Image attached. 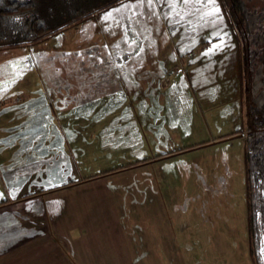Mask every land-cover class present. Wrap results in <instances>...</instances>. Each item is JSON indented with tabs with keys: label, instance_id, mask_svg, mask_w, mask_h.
I'll return each mask as SVG.
<instances>
[{
	"label": "rangeland",
	"instance_id": "rangeland-1",
	"mask_svg": "<svg viewBox=\"0 0 264 264\" xmlns=\"http://www.w3.org/2000/svg\"><path fill=\"white\" fill-rule=\"evenodd\" d=\"M35 1L47 29L76 6V0ZM241 2L245 22L230 0H155L152 8L135 9V16L126 8L116 10L137 0H116L82 17L77 27L66 23L30 43L23 37L22 17H0V40L20 41L0 43V100L15 97L0 104V179L17 184L27 173V187L33 190L58 183L74 170L94 177L97 194L101 182L111 183L100 171L145 162L136 170L154 178L129 182H139L128 189L140 191L123 195L122 202L163 204L177 239L190 241L179 242L187 264H254L246 238L245 118L264 100L256 57L264 42V0ZM215 9L219 12L209 15ZM106 27L116 32L111 37L117 34L118 50L83 49L85 41L108 43ZM73 37L90 40L72 48ZM66 91L80 98L69 115L57 108L66 101ZM208 133L230 137L219 136L211 150L176 149ZM162 151L168 152L156 155ZM42 194L36 205L44 204L45 220H52L61 197ZM107 199L117 201L114 195ZM215 237L221 242L208 243ZM4 247L0 240V251ZM68 253L66 246L59 260L79 264ZM212 253L215 260L209 259Z\"/></svg>",
	"mask_w": 264,
	"mask_h": 264
},
{
	"label": "crops",
	"instance_id": "crops-1",
	"mask_svg": "<svg viewBox=\"0 0 264 264\" xmlns=\"http://www.w3.org/2000/svg\"><path fill=\"white\" fill-rule=\"evenodd\" d=\"M81 18L80 15L71 16L67 24L75 23L74 26L77 27L76 23ZM103 22H108L107 18ZM104 31L107 33L110 29L106 27ZM104 31L100 30V33L103 34ZM110 32L108 43L100 41L98 42L102 43L100 45L87 44L89 41L85 40H88V37H82L84 38L82 41L80 37H73L70 45L76 48L85 41L82 45L85 46L83 49L110 46L114 47L113 50H118L120 44H114L117 34L111 37L116 32L113 30ZM72 33L74 34L73 31ZM103 39L105 41L107 38L103 37ZM35 40H41V37L38 36ZM35 40L31 39L26 43L36 42ZM28 94L30 93L23 94V97L28 98ZM62 97L66 101L59 102L57 108L61 107L63 112L69 115L71 107L80 98L77 92L69 91H66V95L62 94ZM12 98L15 99L14 95H5L1 98L0 104L11 101ZM7 115L5 113L3 116ZM226 134L208 133L176 149L190 146V148L199 147L201 150L211 147L209 149L211 150L220 141L219 136L230 137ZM65 154L69 157L67 153ZM69 161L67 159V163ZM134 162H122L114 170L106 168L104 172L100 171L102 172L100 177L105 175L106 178L111 179L108 181L111 183L108 187L102 186L103 182H101L97 194L92 188L94 177L75 173L74 170L58 183L33 190L27 187V173L17 184H8L0 179V240L6 243L4 251H0V264H63L59 260V255L66 252V246L68 252L79 260V264H187L179 242L190 241L187 236H181L180 241L177 239L176 228H173L171 219L165 214L163 204L122 202L123 195H130L136 191L128 188H132L133 184L140 185L139 182L133 184L129 182L154 178L153 173L136 170L145 162ZM124 188L128 189V192L124 191ZM121 189L122 191H119ZM138 191L140 189L135 193ZM147 191L150 194L155 188L152 187ZM41 194L43 198L52 195L61 197L53 208V212H57L58 215L52 220H45L47 216L45 218L44 204L36 205ZM91 194H94L96 199ZM107 195H114L117 201L109 202ZM118 196H121L120 201ZM34 200L35 205H33ZM58 216L59 219H55ZM63 227L66 228L65 231ZM61 231L66 237L63 242L59 240ZM202 235L204 236L203 232ZM218 242H221V239L215 237L208 243L214 245ZM216 255L212 253L209 259L215 260ZM199 261L197 264H207L204 260Z\"/></svg>",
	"mask_w": 264,
	"mask_h": 264
},
{
	"label": "trees",
	"instance_id": "trees-1",
	"mask_svg": "<svg viewBox=\"0 0 264 264\" xmlns=\"http://www.w3.org/2000/svg\"><path fill=\"white\" fill-rule=\"evenodd\" d=\"M116 0H76L73 13L64 16L51 29L44 24L41 14L37 13L35 0H0V17H22L25 26L24 39H34L44 33L61 29L71 16H88L95 10H100ZM235 11H240L239 20L245 22L241 0H230ZM258 16V13L256 14ZM259 17V16H258ZM49 30V31H47ZM24 42V41H23ZM28 42V41H26ZM1 44L14 45L20 43L15 39L0 40ZM262 68L264 87V42L259 45L256 55ZM251 106V105H249ZM245 118L247 127L245 139V205H246V238L248 252L254 264H264V100L259 106H251ZM165 152H160L162 154Z\"/></svg>",
	"mask_w": 264,
	"mask_h": 264
},
{
	"label": "snow or ice",
	"instance_id": "snow-or-ice-1",
	"mask_svg": "<svg viewBox=\"0 0 264 264\" xmlns=\"http://www.w3.org/2000/svg\"><path fill=\"white\" fill-rule=\"evenodd\" d=\"M182 2L184 3V4H187L188 3V0H182ZM209 2H211V0H209ZM154 3H155V0H137V3L135 4V5H123L122 6V9H118V10H116V11H121V10H123V9H128L129 11H131L132 12V15L133 16H135V15H137V12L135 11V9H137V8H139L140 6H142V5H144V4H147V6L149 7V8H152L153 7V5H154ZM171 11H174V8L173 9H170V12ZM219 12V9H215V11H214V13H209V15H213V14H216V13H218ZM108 16H112V13H108L107 14ZM180 14L179 13H177V16H179ZM182 18V17H181ZM214 48L216 47L215 45L213 46ZM212 51V49H209V52H211Z\"/></svg>",
	"mask_w": 264,
	"mask_h": 264
},
{
	"label": "built area",
	"instance_id": "built-area-1",
	"mask_svg": "<svg viewBox=\"0 0 264 264\" xmlns=\"http://www.w3.org/2000/svg\"><path fill=\"white\" fill-rule=\"evenodd\" d=\"M238 134H239V135H244V132H243V131H239Z\"/></svg>",
	"mask_w": 264,
	"mask_h": 264
}]
</instances>
